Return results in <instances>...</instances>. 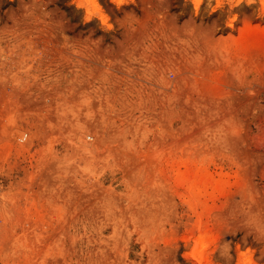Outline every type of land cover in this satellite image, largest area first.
Returning <instances> with one entry per match:
<instances>
[{"label": "clouds", "instance_id": "obj_1", "mask_svg": "<svg viewBox=\"0 0 264 264\" xmlns=\"http://www.w3.org/2000/svg\"><path fill=\"white\" fill-rule=\"evenodd\" d=\"M109 2L0 0V264H260L264 47L197 19L244 0Z\"/></svg>", "mask_w": 264, "mask_h": 264}, {"label": "rangeland", "instance_id": "obj_2", "mask_svg": "<svg viewBox=\"0 0 264 264\" xmlns=\"http://www.w3.org/2000/svg\"><path fill=\"white\" fill-rule=\"evenodd\" d=\"M78 4L82 3L83 0H76ZM101 8L104 12L109 15L112 20L114 21L117 17L122 16V11H117L115 6L112 5L109 0H98ZM119 0H117V3ZM240 0H230V4H237ZM245 2V3H244ZM240 5L236 8L232 9V13L229 14L228 19L226 21V25L231 27L232 21L233 26L232 28H227L224 25V21L227 18V11L225 10L223 13L218 10L215 13L211 14V17L203 14V5L201 8V17H198V22L200 18H203L205 23H210L212 20H216L218 24L222 27L224 34H233L236 35L235 40L240 42L246 49H258L260 47H264V18L256 19L254 18V12L258 8V5L247 4V0H244ZM9 5L5 4L3 7H8ZM14 6V5H12ZM60 9L61 12L64 13L65 17L69 21V27L73 29L72 32L69 34L75 35L79 32H87L92 31L96 36H104L105 40H110L113 34L111 33H103L100 28L101 24H106L107 18L100 11V9L96 6L85 7V13L83 9H77L75 5L69 4L68 0H57L55 5ZM132 6H127L124 10H128ZM137 14H139V10L137 9ZM172 11L174 13H179L181 11L184 12V15L181 19H186L188 16L192 14V6L189 4L186 8L182 7V0H176V4L173 6ZM2 12V9H0ZM97 15L99 20L93 18L92 20L88 21L87 24L83 22L84 19H88L89 17ZM257 16L264 15V7L261 8L260 12L256 14ZM118 35V34H117ZM226 175V174H225ZM225 187L228 186V180H225ZM228 239H233L236 242H239L240 236L237 237H228ZM249 243L254 248H259V245L252 243L251 239L249 238ZM180 251H183V247H181ZM256 256H259V251H257ZM255 258V257H254ZM177 259L180 261V264H186V262L182 259V257L178 254ZM260 264H264V260L260 261Z\"/></svg>", "mask_w": 264, "mask_h": 264}]
</instances>
